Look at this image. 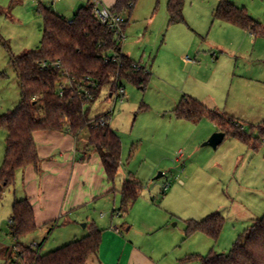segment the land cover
Wrapping results in <instances>:
<instances>
[{
	"label": "rangeland",
	"instance_id": "1",
	"mask_svg": "<svg viewBox=\"0 0 264 264\" xmlns=\"http://www.w3.org/2000/svg\"><path fill=\"white\" fill-rule=\"evenodd\" d=\"M218 1L185 0V21L177 24H169L167 0H139L131 16L124 13L129 21L122 49L151 77L144 88L121 80L123 91L112 96L110 87H105L89 112L91 119L108 115L121 139L118 176L100 199L68 210L73 193L79 196L101 188L103 174L100 171L99 176L95 162L89 163L88 178L74 172L75 162L85 152L88 161L98 153L91 150L86 129L70 146L64 142L67 139L60 142L48 134L35 139L45 153L41 172L34 167L18 170L14 186L0 182V264H12L13 259L24 263L10 235V219L15 200L26 197L37 207L38 228L22 243H41L42 252L48 253L80 239L96 224L103 231L102 264H200L190 257L211 251L228 253L238 237L264 216V139L259 133L264 123V35L215 19ZM232 1L264 26V0ZM88 2L23 0L14 5L0 0V116L21 101L10 58L41 46L40 4L70 19ZM102 2L110 6L107 0ZM184 96L198 99L227 122L233 119L229 124L233 129L242 131L243 124L255 137L254 144L227 136L217 148L206 145L221 127L208 116L197 122L177 118L175 108ZM6 137V130L0 128V167ZM65 159L71 166L63 180L56 178L59 174L53 169L60 161L66 166ZM131 177L140 180L143 190L128 212L122 213L121 189ZM167 184L170 188L165 191ZM57 204L56 217L46 220L48 208ZM212 213L224 218L217 239L202 231L188 235L190 220L201 221Z\"/></svg>",
	"mask_w": 264,
	"mask_h": 264
},
{
	"label": "trees",
	"instance_id": "2",
	"mask_svg": "<svg viewBox=\"0 0 264 264\" xmlns=\"http://www.w3.org/2000/svg\"><path fill=\"white\" fill-rule=\"evenodd\" d=\"M22 1L10 0L14 5ZM138 1L116 0L111 10L122 15L128 12L131 16ZM184 6L185 0H168L169 24L185 21ZM39 12L43 20L41 46L10 58L17 75L21 101L15 109L0 116V128L7 132L0 182L4 187L14 186L17 171L31 165L41 172L42 159L34 137L36 132H66L78 142L80 132L86 129L91 150L99 154L108 182L114 183L121 166V139L112 129L108 115L91 119L89 112L105 87L109 86L113 95L120 89L123 91L119 85L121 80L144 88L151 72L122 51L116 32L95 17L91 1L81 6L72 19L43 4H40ZM214 17L253 35H264V26L244 7H238L230 0L219 2ZM128 21L125 19L124 30ZM175 114L179 119L192 122L208 116L219 124L225 137L254 144L251 140L255 137L244 130L243 124L242 131L233 129L230 126L233 119L225 121L221 113L209 109L196 98L184 96L175 108ZM259 133L264 139V123ZM87 159L85 152L80 160ZM142 190L140 180L134 177L126 179L121 189L120 212L127 213ZM223 226L224 218L219 213H212L201 221L190 220L187 233L202 231L217 239ZM37 228L30 199H16L10 219V235L23 264H87L89 258L97 256L100 251L103 231L96 224H92L86 236L48 253L42 252L41 243L34 248L21 241ZM190 258H197L200 264H264V216L255 220L238 237L228 253L211 251L205 256L192 255ZM12 264L21 263L13 259Z\"/></svg>",
	"mask_w": 264,
	"mask_h": 264
},
{
	"label": "crops",
	"instance_id": "3",
	"mask_svg": "<svg viewBox=\"0 0 264 264\" xmlns=\"http://www.w3.org/2000/svg\"><path fill=\"white\" fill-rule=\"evenodd\" d=\"M89 1H91L92 2V0H89ZM108 1V4H110V8L115 4V2H116V0H107ZM221 0H219L218 1V4H219V2H220ZM230 1H232V0H230ZM167 2H168V0H167ZM233 2V1H232ZM235 5H236V3L235 2H233ZM218 4L216 5V7H215V9L217 8V6H218ZM167 5V4H166ZM81 6H83V5H81ZM80 6V7H81ZM238 6V5H237ZM79 7V8H80ZM185 7V6H184ZM239 7V6H238ZM245 8V7H244ZM215 9H214V12H215ZM246 9V8H245ZM77 10V9H76ZM75 10V11H76ZM79 10V9H78ZM77 10V11H78ZM56 11V10H55ZM74 11V12H75ZM184 11V10H183ZM57 13H59V14H61V15H63V16H65L66 18H67V16L64 14V13H62V12H59V11H56ZM73 12V13H74ZM76 13V12H75ZM75 13H74V15H75ZM168 14V13H167ZM184 14V13H183ZM73 15V16H74ZM73 18V17H72ZM72 18H70V19H72ZM184 19H185V16H184ZM181 23H183V22H181ZM123 50V49H122ZM124 52V51H123ZM125 53V52H124ZM128 56H130L132 59H133V57L128 53L127 54ZM143 60V59H142ZM109 123H110V118H109ZM111 125V124H110ZM61 132H59V131H38V132H36L35 134H34V137H35V139H36V141H37V139L38 140H40L39 138H41V137H43V136H41V135H47L48 134V136H46V137H52V136H55L56 137V139L57 140H59L60 142H62L64 139H67V140H64V142H67L68 141V145L70 146V145H72L73 143H72V139H74L75 140V138L72 136V135H70V136H66V137H64L63 138V136H62V134H60ZM69 137V138H68ZM70 139V140H69ZM75 144H76V142H75ZM59 146H61V145H59ZM38 152H39V156L41 157V155L42 156H44L45 155V153H44V151H42V149H41V146L39 147L38 146ZM50 154V153H49ZM62 155H60L61 157V160H63L64 159V157L65 156H63V153H61ZM59 158V159H60ZM68 159H70V158H68ZM68 159H65V161L66 160H68ZM87 161V162H86ZM86 161H82V160H80L79 162H75V167H74V172L75 171H79L80 173H81V176H84L85 178H88L89 177V174H91L92 173V168L89 166V163H91V162H95L96 164H97V170H98V174H99V176H100V171L102 172L101 174H103V179H102V186H101V188L99 187L98 188V190L97 191H94V192H84V191H82L80 194H79V196H76V194H72L71 195V197H70V201H69V204L67 205V209L68 210H72V209H77V208H80L84 203H88V202H91V201H93V200H97V198H99L100 199V195H102V194H104V193H106V192H110V190H111V185H110V183L108 182V180H107V176H106V173H105V170H104V167H103V164H102V161H101V158H100V156H99V154H98V156L96 157V158H93V157H91V159H89V161H88V159L86 160ZM98 163H99V165H98ZM56 165H57V167L55 168V169H53L54 170V172H57L59 175H57L56 176V178L57 177H61V178H63V180H64V175L68 172V169H69V167L71 166L70 164H69V160H68V163L66 164V166H65V164H63V162L62 161H60L59 163L58 162H56L55 163ZM101 164V165H100ZM32 167H34V166H29V167H27L26 169H32ZM34 169L36 170V168L34 167ZM32 171V170H31ZM74 174V173H73ZM104 175H105V178H104ZM100 189H101V191H100ZM169 190V189H168ZM69 194H70V188H69ZM32 203V202H31ZM33 205V204H32ZM33 208H34V212H35V210L37 211V207H36V205H33ZM65 208V207H64ZM59 205L57 204L56 206H54L53 207V209H50V208H48V212H47V217L46 218H48V219H46V220H51L52 218H54V217H56V215L58 214V212H59ZM42 211H44V210H42ZM63 212H64V209H63ZM36 214L38 215V211L36 212ZM36 216V215H35ZM56 220V219H55ZM36 222H37V220H36ZM87 225V224H86ZM87 232H85V234H86ZM85 234H83L82 235V237H84V236H86ZM81 237V238H82ZM40 244V243H39ZM100 252V251H99ZM87 264H102V262H101V260H100V256H99V253H98V255L97 256H92V257H90L89 258V260H88V262H87Z\"/></svg>",
	"mask_w": 264,
	"mask_h": 264
},
{
	"label": "built area",
	"instance_id": "4",
	"mask_svg": "<svg viewBox=\"0 0 264 264\" xmlns=\"http://www.w3.org/2000/svg\"><path fill=\"white\" fill-rule=\"evenodd\" d=\"M94 5V14L95 17L103 24L108 26L110 29L116 32L117 39L120 40L122 46V39L124 38V29L123 24L125 22V16L122 14H115L112 12L110 7H107L103 4L102 0H92ZM123 51V50H122ZM188 58V56H187ZM46 66V63L43 64ZM102 123H105L104 121ZM170 188V185H165L164 190L167 191ZM38 243H35V246L32 247L36 248Z\"/></svg>",
	"mask_w": 264,
	"mask_h": 264
},
{
	"label": "water",
	"instance_id": "5",
	"mask_svg": "<svg viewBox=\"0 0 264 264\" xmlns=\"http://www.w3.org/2000/svg\"><path fill=\"white\" fill-rule=\"evenodd\" d=\"M112 96V94H110ZM225 139V133L224 132H216L214 133L209 140L206 142V145H209L213 148H217ZM163 173H160L158 177L162 176ZM86 226V224H84Z\"/></svg>",
	"mask_w": 264,
	"mask_h": 264
}]
</instances>
